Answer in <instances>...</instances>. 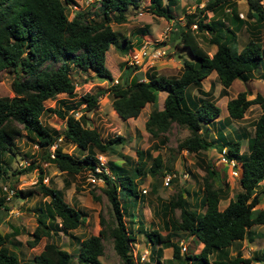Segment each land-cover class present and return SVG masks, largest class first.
<instances>
[{
	"label": "trees",
	"instance_id": "1",
	"mask_svg": "<svg viewBox=\"0 0 264 264\" xmlns=\"http://www.w3.org/2000/svg\"><path fill=\"white\" fill-rule=\"evenodd\" d=\"M139 1L95 0L93 11L88 13L89 17L85 15V10H73L69 17L68 8L74 5L73 0H0V72L8 70L15 74L9 84L12 96H0V181L7 175L9 162L13 158L10 156L17 150L15 142L24 133L35 145L38 156L16 173L35 169L36 181L27 189L9 187L8 190L14 197L22 199L38 194L44 202V208L39 202L33 207L37 211L36 225L25 244L33 247L42 238L48 240L31 257L30 264H73L71 254L52 240V236L58 233L77 240L74 259L78 264H101L99 257L103 254L104 240L111 242L112 250L121 264H136L130 255L133 231L126 225L119 198L122 190H127L135 197L138 194L144 196L141 191L138 193L132 176L138 180L145 175L155 176L160 172L162 163L158 153L151 154L152 148L149 146L134 149L131 180L127 174H123L127 173L123 165L109 159L103 164L99 162L97 155L113 152L114 146L122 144L124 139L120 135L102 138L97 130L83 125L82 117H74L73 110L83 104L84 111L96 109L97 98L104 92L111 96V108L121 120L136 118L140 110L149 104L151 108L143 127L149 137H161V144L173 126L186 129L188 135L176 143L175 150L195 155L198 166L203 170L198 192H176L166 202L161 203L160 200L158 203L159 208L154 212L162 215L166 231L163 234L152 228L143 231L153 246L149 250L148 261L143 264L258 262L264 257L263 251L256 249L244 257L238 248L230 256L227 249L237 241L246 240L251 243L257 236L252 227L264 224V208L256 207L264 196V191L256 190L259 182L264 181V98L256 93L248 99L245 90L229 98L225 104L229 119H241L253 104L259 107V114L253 121L252 133L245 131L239 134L233 131L232 135L221 134L220 129L224 125L216 119L219 108L210 99L209 93L201 90L199 85L204 77L214 71L221 85L220 93L224 95L233 80L245 82L252 78L254 69L264 60V46L258 36L252 34V29L255 32L264 22L261 0H244L247 6L244 19L238 16L236 0H206L202 7L184 14V22L178 27L172 46L185 49L190 60L182 57L177 75L163 76L152 67L140 73L126 65L120 82L114 85L96 93L86 92L75 102L56 98L58 94L73 96L74 84L70 73L74 70L89 72L107 81L113 79L104 63L105 52L112 46L126 54L133 45L126 36L113 30L110 22L123 23L125 10L137 7ZM174 2L165 0V4H162V0H149L146 11L169 21L173 19L170 7ZM207 11L212 15L206 21ZM217 11L227 17L231 28L213 18ZM250 19L253 20L252 24L247 23ZM192 24L195 30L191 29ZM241 24L245 25L248 37L237 50L234 27L238 28ZM199 33L205 35L201 39L203 42L215 45L211 55L199 46ZM130 72L134 74L128 77ZM189 86L197 87L198 96L188 92ZM159 91L165 93L161 109L156 106ZM48 99L53 100L52 107L44 106V101ZM46 113L62 120L63 128L58 130L43 123L41 116ZM215 122L218 124L216 139L211 136L210 139L207 125H214ZM205 128L206 132L203 130ZM211 130H214V126ZM241 140L246 142V151H240ZM59 142L72 144L83 153L74 156L64 152ZM211 147H215L218 153L223 152L226 161H233L237 169L235 177L240 189L230 198L227 195L228 184L217 183L215 167L199 156L201 151ZM119 156H122L124 162L129 160L127 155ZM40 163L52 164L60 174H64L63 186L69 185V179L65 176L73 178L83 173L87 176L94 174L102 180L101 192L107 205L105 215L98 212L97 234L78 239L72 233L84 222L87 213L65 202L61 189L43 183L45 174ZM4 190L0 187V206L3 208ZM74 190L78 191L76 185ZM89 194L94 201L99 200L93 188L89 189ZM226 198V206L219 210L218 202ZM176 209L178 216L173 218ZM16 232L17 229H12L11 233H0V264L20 263L16 254L6 246L8 239ZM135 232H142L140 225H136ZM175 232L195 237L201 243L198 252L185 251L186 248L181 251L178 241L172 239ZM14 243L17 244L15 240ZM167 247L171 249L170 258L160 260L162 248ZM213 253L215 257L209 261Z\"/></svg>",
	"mask_w": 264,
	"mask_h": 264
},
{
	"label": "rangeland",
	"instance_id": "2",
	"mask_svg": "<svg viewBox=\"0 0 264 264\" xmlns=\"http://www.w3.org/2000/svg\"><path fill=\"white\" fill-rule=\"evenodd\" d=\"M177 3L172 6L173 11V21H167L162 17L156 18L146 11V6L148 0H140L139 5L137 7H128L124 14L125 20L123 23L115 24L112 21L110 22V26L113 30L117 31L119 34L129 36V32L132 29L142 27L141 24L151 23V34L148 35H136L131 38V42L135 46V49H131L130 52L126 54L120 53L117 49L112 46L105 52V66L109 70L112 75V80L107 81L101 78L94 76L89 72H81L78 70H74L70 73L71 81L74 84V94L71 97H66L64 94H58L56 96L57 99L66 98L69 102H75L79 98L80 95L88 92V93H96L100 90L109 87L110 85H114L117 82H120L121 75L123 71H125V66L130 65L134 70L143 73L146 69L152 67L155 72L163 76L175 75L180 66H181V58H187L190 60L185 49L177 47L174 48L172 46V40L177 36V29L184 22V12L187 10L186 5L189 6L188 10L192 13L195 11V8H200L203 6L206 0H200V6L196 4L198 1L196 0H176ZM74 5H70L68 8L69 17L72 15V11H81L85 10V15L89 17V14L94 9L95 0H73ZM183 3H185L183 5ZM262 8L264 10V0L260 1ZM141 10L140 14L137 9ZM235 8L237 9L238 16L240 18L244 17L246 11V3L244 0H236ZM89 13V14H88ZM206 16H211L210 12H206ZM178 21V18H180ZM218 17V22L225 24L228 22V19L221 15L220 11L214 13L213 18ZM151 19L154 21L152 23ZM192 29V28H191ZM195 30V28H194ZM258 37L260 39L261 44L264 46V26L258 29ZM224 31L221 32L223 34ZM204 34L199 33L197 38L198 42L201 44L200 46L207 50L209 47L205 46L206 44L203 42ZM135 38H139L138 41H135ZM237 50L241 48L243 43L246 41V34L243 30V27H239L237 34ZM164 43V44H163ZM154 50H157L154 52ZM163 50V52H162ZM174 51H176L180 56L178 57ZM127 56V57H126ZM129 56V57H128ZM136 68V69H135ZM264 70V60L262 65H259V69L257 71ZM134 72H130L128 77L132 76ZM14 73L12 71L3 70L0 72V96H12V92L10 90L9 84L12 78L14 77ZM21 74L19 73L18 76ZM116 80V82H115ZM218 84V83H217ZM204 86L205 83H203ZM217 86H220L218 84ZM209 88V87H208ZM193 89V90H192ZM188 92L196 93V90L192 88V86L188 87ZM219 90L214 83H212V90L214 96L215 91ZM247 90V98H251L255 95L256 92H261L264 97V83L256 78H253L251 81L247 83L241 82L236 79L233 81L228 88V95L234 96L236 92ZM250 93V94H248ZM222 98L216 99V105L219 108V120L221 125H224L223 129H220L221 134L229 133L232 135L233 132H230L232 129H238L237 127L243 123L242 121L229 119L227 116V112L225 109V105L222 104ZM97 107L91 111H84V104L80 105L76 108L77 113L74 115L76 117H82V122L85 127L94 128L97 130L102 138L113 137L114 135H120L123 137L124 142L122 144H117L113 148V152H108L105 155H102L105 160L109 159L116 164H121L126 169L127 176L130 177L132 173L130 172L135 159L134 149H144L146 147L152 148V155H156L158 153L162 168L160 167V172L155 176H144V180H137L133 177V182L135 183V188L139 192V182H143L142 185H147L149 182V186H142V190H144V196L135 197L127 190H122V193L119 198V202L122 205L124 210V218L126 220H132V225H137L136 219L139 218V225L142 229V232H135V229H132V234L135 233L138 236L136 244L139 245V248H136V251H142L145 247V242L150 244L144 235L143 231H149L150 228H154L157 226V229H162L161 219L158 215H161L160 212L155 214V210L159 208L158 203L166 202L171 195H174L176 192L193 191L200 186V180L203 175V170L198 166V161L195 155L191 153H187L184 150L176 151L175 145L178 141L183 139L188 135V132L184 128L173 126L166 134L165 141L163 144L159 142V139L149 137L148 133L144 130L143 122L146 119L147 109H149V105H145L139 112L136 118H129L126 120H121L117 117L114 111L111 108V96L104 92L97 98ZM53 100H45V107H52ZM259 109L257 106H255ZM80 113V114H79ZM245 120L253 119V111L247 109L245 114ZM41 121L47 125H50L58 130L63 128V121L56 118L55 115L51 113H46L41 116ZM218 124L215 122L214 125H207V133L208 136L216 139L215 130ZM214 126V130L211 128ZM227 128L225 129V127ZM247 129H251V125L248 124ZM206 132V128L203 129ZM233 130V131H234ZM227 131V132H226ZM210 137V138H211ZM17 150L15 153L11 155L12 158L9 162V167L7 168V175L4 177L2 181H0V187H3L5 201L3 208L0 206V233H11L12 229H17L16 234H12L8 239L6 246L9 250H12L16 256L20 259V263H30L31 257L40 251L44 242L48 239L42 238L37 242V244L33 247H28L25 244V240L30 239L29 233L33 230L36 225L35 216L37 211L33 209L39 202V205L42 202V197L38 194H33L28 197V199H22L14 197V194L9 192L8 188L13 187L14 189H27L34 185L36 181L37 171L34 169L30 172L26 173H16L19 170H23L26 167L31 159H37V151L35 145H33L29 139L23 133L21 137H18L16 142ZM64 152L70 153L74 156H80L83 153L82 150L75 148L72 144H65L63 142H59ZM215 147L207 148L204 151H201L200 158L205 161L211 162V164L215 167L218 175L217 183L222 184L223 182L228 184V198L232 197V195L239 190V184L237 181V177L232 176L230 174V166L223 164L219 161L218 152L214 149ZM156 149V150H154ZM240 151H246V142L241 140V148ZM120 155H127L128 161L124 162V159ZM37 155V156H36ZM124 162V163H123ZM40 167L44 171L45 179H43V183L48 184L51 187L61 189L63 192V198L68 203L73 205L74 207L80 208L87 213V222L85 224H81L78 226L72 233L78 237V239L86 238L88 235H95L97 232V228L94 223L98 219V212H102L104 215L106 213V199L102 195L101 188L103 187V183H90L88 181V176L83 174L75 175L73 178L69 179V185L63 186V178L64 174H60L58 170L52 164L40 163ZM174 173L175 177L172 181H170L168 186L162 185V178L166 173ZM183 174H186L185 178ZM152 180V181H150ZM77 186L78 191H74V186ZM260 187L256 188L258 191H264V181L260 182ZM66 187V188H65ZM93 188L94 192L99 195V200L94 201L90 194L89 189ZM261 188V189H260ZM198 192V190H197ZM126 193V194H125ZM158 195L155 196L154 194ZM156 197H159L157 200ZM199 197V196H197ZM189 198V197H188ZM226 199H221L219 202V208L221 209L226 203ZM143 207V208H142ZM258 208H264V196L260 199V202L256 206ZM44 208V205H43ZM5 209V210H4ZM141 212V216L139 215ZM148 212L151 213V218H148ZM171 215V214H170ZM178 216V210H174L172 217L176 218ZM85 217V218H86ZM148 221H151V225L149 228L147 227ZM147 227V228H146ZM253 232L257 235L251 243H248L246 240L234 242L231 246L228 247L227 252L228 255H232L234 251L238 248L241 251L242 256L247 257L251 254L253 250H260L264 252V224L252 227ZM181 235L176 236L178 239H182V243L185 246V251L193 252L195 250V242L194 239H189L188 235L180 232ZM13 238V240H12ZM70 238V239H69ZM11 239V240H10ZM14 240L17 244L14 243ZM53 242H55L60 248L68 251L72 256V263L78 264L74 259L76 255V248L78 247V242L73 237H66L62 233H58L57 235L52 236ZM199 249V248H198ZM148 250V249H147ZM166 255V252H165ZM215 257V253L209 256V261H211ZM101 260V264H121L119 258L115 255L112 250L111 242L109 240L103 241V254L99 257ZM252 264H264V257H261L259 261L253 262Z\"/></svg>",
	"mask_w": 264,
	"mask_h": 264
},
{
	"label": "crops",
	"instance_id": "3",
	"mask_svg": "<svg viewBox=\"0 0 264 264\" xmlns=\"http://www.w3.org/2000/svg\"><path fill=\"white\" fill-rule=\"evenodd\" d=\"M196 1H198V3L196 4L197 6H200V4L201 3H199L200 2V0H196ZM177 3V1L175 0V2L173 3V5L172 6H174L175 4ZM148 4H149V0H148V3H147V6H146V10H147V8H148ZM162 4H165V0H162ZM185 3H183V5H184ZM172 6L170 7V9L172 10ZM188 8H189V6H187L186 5V11L184 12V14H189L188 12H190L189 10H188ZM246 8H247V6H246ZM138 11H139V9H138ZM236 11H237V9H236ZM148 12V11H147ZM207 12H209V11H207ZM246 12V11H245ZM211 13V12H210ZM238 13V12H237ZM151 14V13H150ZM172 14H173V11H172ZM151 15H153V14H151ZM211 15H212V13H211ZM221 15H223L224 17H226L222 12H221ZM154 16V15H153ZM155 18H156V21L158 20L157 19V17L158 16H154ZM210 17V16H209ZM209 17H207L206 18V21L208 20V19H211V18H209ZM227 18V17H226ZM180 19H181V17L180 18H178V21H180ZM215 20H217L218 19V17H215L214 18ZM242 19H244V17H242ZM151 21H152V23L154 22L152 19H151ZM169 21H173V19L172 20H169ZM247 23H250V24H252L253 23V20L252 19H250V20H248L247 21ZM181 24H183V23H181ZM142 25V27H139V28H135V29H132V30H130V32H129V36H127V35H124L123 33H122V35H124V36H126V38H128L129 40H131V38L130 37H133V36H136V35H143V36H145V35H148V33L150 32V35H152L151 34V27H150V25H151V23H145V24H141ZM225 25V24H224ZM222 26V28H225V26H223V25H221ZM226 26H228L229 28H231V25H228V22L226 23ZM244 24L242 25L241 24V27H243V30H244V32H245V34H246V38L245 39H247V37H248V33L246 32V30H245V28H244ZM264 26V22H263V24H262V26H261V28ZM240 27V26H239ZM239 27L238 28H235L234 27V31H235V48H236V44H237V38H236V34H237V31H238V29H239ZM252 34L253 35H255L256 37L258 36V34H259V32H258V29L254 32V29H252ZM259 38V37H258ZM139 40V38H135V41H138ZM132 43V45H133V42H131ZM199 43V42H198ZM205 43V42H204ZM164 44V43H163ZM206 45L205 46H208L209 48L207 49V50H204L200 45V43H199V46L208 54V55H211L213 52H214V50H215V45H213V44H207V43H205ZM135 49V46L133 45L129 50H128V52H130V50L131 49ZM237 49V48H236ZM240 49V48H239ZM238 49V50H239ZM178 56V55H177ZM179 57V56H178ZM182 59V58H181ZM182 61V60H181ZM262 63H263V60H262V62L260 63L261 65H262ZM181 67V66H180ZM259 69V67L258 68H256V69H254V71H253V73H252V78H250L249 80H247V81H245L244 83H247L248 81H251L253 78H256L257 80H260V81H262L263 83H264V70H259V71H257V72H255L256 70H258ZM179 70H180V68H179ZM179 70H178V72H179ZM178 72L175 74V75H177L178 74ZM144 80V79H143ZM236 80V79H235ZM235 80H233V81H235ZM232 81V82H233ZM242 82V81H241ZM203 83H205V85L206 86H204L203 85ZM212 83H214V85H216V87L219 89V90H216L215 91V94L217 95V96H214L213 95V92H211V90H212ZM218 82H217V79H216V74H215V72L214 71H211L206 77H204L201 81H200V85H199V88L201 89V90H203V91H206V92H208L209 93V97H210V99L212 100V101H214V103L216 104V99H219L220 97L222 98L221 100H222V104L223 105H225L226 104V101L229 99V98H232V97H234V96H229L228 95V88L226 89V91H227V93L226 94H221L220 93V89H221V85L220 86H217L218 84H217ZM230 86V85H229ZM209 87V88H208ZM192 88H194L195 90H196V93H194V92H190L191 93V95H193V96H198V91H197V87H194V86H192ZM193 90V89H192ZM243 91V90H242ZM247 91V90H246ZM239 92V91H238ZM237 93V92H236ZM256 93H260L261 94V92L259 91V92H256ZM255 93V94H256ZM248 94H250V93H248ZM262 95V94H261ZM164 96H165V93L164 92H161V91H159V92H157V99H156V106H157V109H161L162 108V101H163V98H164ZM247 97V96H246ZM252 98V97H251ZM264 98V97H263ZM248 99H250V98H248ZM146 105H149V104H146ZM150 106V105H149ZM255 106H257L256 104H253V105H251V106H249L247 109H249V110H251V111H253V119H247V120H245L244 121V118H245V114H246V111L244 112V114H243V117L241 118V119H239L238 121H242L243 123H241L237 128L238 129H232L230 132H233V130L234 131H237L239 134H241V133H243V132H245V131H249L250 133H252V129H253V121L256 119V117L258 116V114H259V109H257ZM258 107V106H257ZM150 108L151 107H149V109H147V114H148V112L150 111ZM259 108V107H258ZM227 112V111H226ZM115 113V112H114ZM147 114H146V116H147ZM218 117H219V115H218ZM216 118V119H219V118ZM129 119V118H128ZM133 119V118H132ZM248 124H250L251 125V129H247V127H245V126H247ZM227 128V126L225 127V129ZM227 132V131H226ZM210 138V137H209ZM211 139V138H210ZM245 141V140H244ZM145 149V148H144ZM152 152V151H151ZM119 165H122V163L121 164H119ZM138 180V179H137ZM144 180V178L142 179V181ZM139 182V191H140V189L142 188V186H149V182L147 183V185H142L143 184V182ZM150 181H152V180H150ZM260 182H263V180L262 181H260ZM260 182H259V184H260ZM259 187H260V185H259ZM258 188V187H257ZM261 189V188H260ZM75 191V190H74ZM193 191H195V192H197V189H195V190H193ZM193 191H188L189 193H192ZM63 193V192H62ZM155 196H157L158 194L157 193H155L154 194ZM159 196V195H158ZM64 199V198H63ZM65 201V200H64ZM221 201V200H220ZM219 201V202H220ZM228 201V200H227ZM66 202V201H65ZM218 202V209L219 210H221V209H223L225 206H226V204L220 209L219 208V203ZM71 205V204H70ZM71 206H73V205H71ZM74 207V206H73ZM75 208H77V207H75ZM143 208V207H142ZM139 215L141 216V212L139 213ZM148 218H151V213L150 212H148ZM159 217H160V219H161V226L163 227L162 229H158V230H160V233L161 234H163V233H165V231L166 230H164L165 228H164V220H163V218H162V215H158ZM142 217V219L144 220V218H143V216H141ZM88 218L86 217L85 218V220H84V222H83V224H85L87 221ZM125 219V218H124ZM127 221V223H126V225L128 226V228H129V230L132 232V229H135V227H136V225L135 226H133L132 225V220H126ZM139 221H140V219L139 218H137L136 219V222H138L137 224L139 225ZM94 225H95V227L97 228L96 230L98 231V229H99V226H98V219L95 221V223H94ZM151 225V221H148V225H147V227L149 228V226ZM146 227V228H147ZM152 229H154V228H152ZM155 229H157V226L155 227ZM74 231V230H73ZM72 231V232H73ZM96 234H97V232H96ZM178 235H181V233L180 232H175V234H174V236L172 237V239L173 240H177L178 238L176 237V236H178ZM65 236V235H64ZM67 237V236H66ZM132 237L134 238V240L131 242V246H132V249H135L136 250V248H139V245H137L136 244V241H137V239H138V236H136L135 235V233H133L132 234ZM188 238L189 239H194V240H196L195 239V237H193V236H188ZM70 239V238H69ZM179 242H183L182 241V239H179L178 240ZM18 245V244H17ZM154 247H156V245L154 246ZM195 250L193 251L194 253L195 252H197L199 249H200V247H201V243H198L197 241L195 242ZM153 248V246H151L150 244H148L147 242H145V247L142 249V250H144V249H148V250H150V249H152ZM199 248V249H198ZM142 251H137V253L138 254H140ZM165 252H166V255H165ZM170 255H171V249L170 248H162V250H161V257H160V260H162V259H168V258H170ZM149 257V256H148ZM99 260H100V258H99ZM100 262H101V260H100ZM19 264H30V263H19ZM149 264H155V263H149Z\"/></svg>",
	"mask_w": 264,
	"mask_h": 264
},
{
	"label": "built area",
	"instance_id": "4",
	"mask_svg": "<svg viewBox=\"0 0 264 264\" xmlns=\"http://www.w3.org/2000/svg\"><path fill=\"white\" fill-rule=\"evenodd\" d=\"M192 27H194V25H192ZM157 50H154V52ZM158 52V51H157ZM163 52V51H162ZM116 82V80H115ZM75 116V115H74ZM224 150V149H223ZM223 152L219 153V161L222 162L223 164L229 165L230 166V174L232 176H236L237 175V170L236 167L234 166V162L233 161H226V159L224 158ZM97 159L99 160V162L101 164H103L105 162V159L103 156L101 155H97ZM96 171H99L98 168L95 169ZM105 172L106 170L103 169ZM174 173H167L166 175H164L163 180H162V184L163 186H168L169 181L174 177ZM186 174H183V177L185 178ZM88 181L90 183H99L102 182V180L100 178H96L94 174H89L88 175ZM142 192H144V190H142ZM183 249V247H182ZM146 253L144 252L140 257H139V261H142L145 257Z\"/></svg>",
	"mask_w": 264,
	"mask_h": 264
},
{
	"label": "clouds",
	"instance_id": "5",
	"mask_svg": "<svg viewBox=\"0 0 264 264\" xmlns=\"http://www.w3.org/2000/svg\"><path fill=\"white\" fill-rule=\"evenodd\" d=\"M138 10V9H137ZM140 12H141V10H140V8H139V13L138 14H140ZM192 25H194V24H192ZM192 25H191V28L192 29H194L195 28V25H194V27H192ZM163 51V50H162ZM127 57V56H126ZM129 57V56H128ZM232 83V82H231ZM71 112V111H70ZM75 113H77V111H73V115L75 114ZM80 114V113H79ZM74 117H76V116H74ZM101 155V154H100ZM219 155V154H218ZM102 156V155H101ZM237 170V169H236ZM170 173V172H169ZM167 174V173H166ZM166 174H164V175H166ZM164 177V176H163ZM175 177V176H174ZM173 177V178H174ZM172 178V179H173ZM171 179V180H172ZM162 180H163V178H162ZM170 180V181H171ZM170 181H169V183H170ZM169 183H168V185H169ZM163 185V184H162ZM140 191H141V189H140ZM142 193V192H141ZM143 194V193H142ZM179 239H177V241H178ZM178 243H179V245H180V249H181V251H184L185 250V246L183 245V243L182 242H179L178 241ZM199 243V242H198ZM182 247H183V249H182ZM146 253V255H145V257H144V259L142 260V261H139V257L143 254V253ZM198 252V251H197ZM196 253V252H195ZM148 254H149V250H146V249H144L143 250V252H141L140 254H138L137 253V251L135 250V249H132V246H130V255H131V258H132V260L136 263V264H143L144 262H147L148 261ZM171 256V255H170ZM257 263V262H256Z\"/></svg>",
	"mask_w": 264,
	"mask_h": 264
}]
</instances>
